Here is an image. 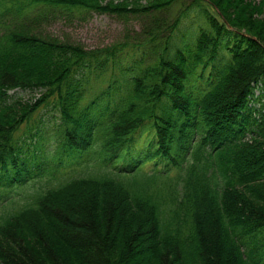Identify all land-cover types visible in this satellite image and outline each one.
I'll use <instances>...</instances> for the list:
<instances>
[{"label":"trees","instance_id":"obj_1","mask_svg":"<svg viewBox=\"0 0 264 264\" xmlns=\"http://www.w3.org/2000/svg\"><path fill=\"white\" fill-rule=\"evenodd\" d=\"M261 83L264 0H0V264H264Z\"/></svg>","mask_w":264,"mask_h":264},{"label":"rangeland","instance_id":"obj_2","mask_svg":"<svg viewBox=\"0 0 264 264\" xmlns=\"http://www.w3.org/2000/svg\"><path fill=\"white\" fill-rule=\"evenodd\" d=\"M142 20L140 15L120 17L94 12H56L43 21L41 28L46 36L83 46L87 50H94L112 47L118 42L124 41L128 35L136 37L135 32H139L143 26ZM255 94L258 100L251 104L255 108H260L264 103V83L256 88ZM20 95L26 98L30 97L26 92H20ZM50 116L52 115L48 117ZM22 204L23 202L18 198L16 203L4 202L0 211L20 208ZM262 242L264 245V240Z\"/></svg>","mask_w":264,"mask_h":264}]
</instances>
